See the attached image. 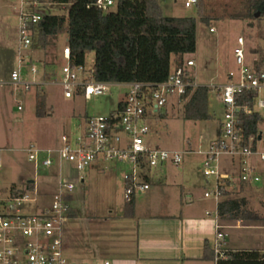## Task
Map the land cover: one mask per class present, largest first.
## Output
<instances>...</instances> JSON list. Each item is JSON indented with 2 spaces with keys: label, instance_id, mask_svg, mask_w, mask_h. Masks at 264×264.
Listing matches in <instances>:
<instances>
[{
  "label": "rangeland",
  "instance_id": "obj_1",
  "mask_svg": "<svg viewBox=\"0 0 264 264\" xmlns=\"http://www.w3.org/2000/svg\"><path fill=\"white\" fill-rule=\"evenodd\" d=\"M1 1V0H0ZM13 6L19 4V0H7ZM187 0H158L163 13L167 17H197V6H185ZM217 1V0H213ZM47 7H33L32 1H27L23 5L25 13H40L65 15L70 3L66 6L62 4H49ZM16 4V5H15ZM12 7L5 8V14L13 12ZM110 12L109 10H105ZM17 13V12H16ZM14 27L13 20H7V34ZM246 39V49L248 53L253 50H260L264 53V20L261 26L237 20L214 21L210 25L198 23L197 25V49L194 54L184 56V62L193 60L194 66L188 68L194 78L195 85L210 87L208 99V113L210 118L206 121L183 120L179 114L178 106H175V99L171 100L167 108L160 112V115L150 117L147 121L149 133L147 140L152 147H159L163 150L174 151L181 154L182 163L174 165L167 162L163 166L147 169L153 181L157 176L164 175L168 183L176 182L177 186L185 189L186 193H193V201L197 202L199 211L204 213L203 201H208V212H211L212 219L216 224V205L220 198L211 196L205 197L206 192L216 190V177H205L203 165L206 159L205 153L209 149L210 140L217 139L220 132V118L223 115V105L220 100L219 89L229 80V73L236 72L237 66L234 61L233 50L238 37ZM67 44V34L63 30L57 37L55 45L44 51L39 48L36 42H32L27 49L21 51V56H15L11 52H6L3 60V86L0 88V196H7L12 183H17L19 190H25V182H19L21 176L25 178L34 177V163L29 162L25 150L34 145L41 149H56L60 146L63 135L68 136L73 143L74 140L83 134L87 117L107 116L116 111L118 102L124 97L127 87H110L105 95L93 97L85 100L79 97L76 100H66L61 86L46 88L35 85L41 81L42 75L47 70L44 60H52L53 65L48 70L55 74L61 73L63 65L66 63L62 59V53ZM22 63L19 65V61ZM95 59L94 52H88L85 60V70L90 71ZM174 61L172 70L175 69ZM20 69L21 82L19 86L13 84L11 79L12 70ZM35 69V73L32 72ZM37 79V80H36ZM32 83L27 86L26 84ZM47 92V115L44 118H37L36 93L42 92V88ZM173 104V105H172ZM264 118V111H259ZM264 125H261L263 128ZM121 137L125 134L119 132ZM228 157L220 158V173L234 172L237 168L228 169L226 163ZM130 165L107 161H97L92 168L83 172H78L74 166L61 161L51 167H37L40 176L36 177V190L30 193V197L36 198L38 203L49 204V195L55 191V187L49 178L44 175L59 171L61 177L75 184L74 198L72 206L79 210L82 215L89 218L97 217V213L106 214L109 210L122 212L126 208L125 198V174L130 170ZM258 173L261 175L259 187H244L239 194L233 195L234 198L245 197L248 207L258 221L244 222L233 221L228 224L241 225H264V163L258 164ZM84 177L85 182H82ZM140 181H143L140 179ZM158 184H152L156 188ZM240 187L236 188L239 191ZM49 194L46 197L42 193ZM146 194V193H145ZM144 194V195H145ZM143 194L137 193L135 199H139ZM189 202V201H188ZM37 203V204H38ZM201 207V208H200ZM205 211V212H206ZM68 220L65 222V226ZM73 222H70L71 225ZM77 223L79 225H77ZM223 225L226 222H221ZM78 228L80 237L83 233L87 236L95 237L94 230L86 229L83 221L74 222ZM64 226V228H65ZM230 226V225H229ZM91 228L95 225L91 224ZM261 234V235H260ZM229 240L234 247L245 249H256L257 245L262 244L264 252V229H232L229 231ZM86 236V237H87ZM97 237V236H96ZM64 238V233H63ZM228 240V241H229ZM216 242V230L210 244L212 249ZM64 244V240H63ZM69 246H63L65 256H68ZM257 250V249H256ZM78 264L88 262L92 264L86 254L74 258Z\"/></svg>",
  "mask_w": 264,
  "mask_h": 264
},
{
  "label": "built area",
  "instance_id": "obj_2",
  "mask_svg": "<svg viewBox=\"0 0 264 264\" xmlns=\"http://www.w3.org/2000/svg\"><path fill=\"white\" fill-rule=\"evenodd\" d=\"M29 1V0H22ZM123 0H91V5L104 10H113ZM198 0H187L186 7L196 5ZM47 1H32L33 7L48 6ZM44 14L20 11L19 56L31 43L30 25H36ZM63 56L67 63L62 67L61 86L66 98L82 93L86 99L105 95L106 83L93 80L91 72L85 67L72 68L70 49L65 47ZM236 72L229 73L228 82L222 86L220 100L223 115L220 119V132L217 139L209 144L203 165L205 177H216V190L206 192L205 197L215 196L221 199L222 186L232 183L252 186L261 182L258 164L264 163V118L259 111H264V66L260 58L246 49V39L237 38L233 50ZM22 59L19 61V65ZM194 66L193 60L186 62V67ZM186 67L176 68L166 82L160 84L129 83L120 112L110 116L89 117L83 134L74 142L63 135L60 146L56 149H41L30 145L27 149L28 160L36 167H51L61 161L71 163L78 172L86 171L92 163L101 159L130 165L125 174V198L129 201L133 195L147 192L151 185L145 180L147 169L158 168L167 162L174 165L182 163L181 154L174 151L150 146L147 140L149 126L147 119L164 110L173 97L186 94L190 83L183 79ZM35 73V69H32ZM12 82L21 83L20 69L11 74ZM259 113L262 123L256 134L245 135L242 116ZM119 132L125 134L121 137ZM226 156L228 169L234 172L220 173V158ZM142 179L143 181H140ZM36 182L27 184L18 194L0 196V264H72L63 252L64 224L72 211L71 195L75 184L61 176L57 189L51 195L48 205L41 206L30 193L37 194ZM219 199V200H220ZM218 200V202H219ZM217 202V204H218ZM38 203V204H37ZM217 207V205H216ZM212 216L211 212H206ZM226 225L218 219L216 210L215 260L227 258ZM109 264V263H105Z\"/></svg>",
  "mask_w": 264,
  "mask_h": 264
},
{
  "label": "trees",
  "instance_id": "obj_3",
  "mask_svg": "<svg viewBox=\"0 0 264 264\" xmlns=\"http://www.w3.org/2000/svg\"><path fill=\"white\" fill-rule=\"evenodd\" d=\"M46 1L49 4L70 5L65 15L44 14L38 24L30 25L32 42L46 51L55 45L58 35L65 30L71 67H85L86 54L94 52L95 59L90 70L92 78L106 84L138 82L156 85L166 82L173 72V61L175 69L186 67L184 56L196 52L199 22L210 25L214 21L237 20L253 23L259 28L264 20V0H198L196 18L167 17L158 0H123L110 12L91 5V0ZM258 11L261 14L256 18ZM252 53L260 58L264 66L263 51L253 50ZM51 65L53 61L47 63L46 67ZM183 79L191 84L186 94L171 98L175 99L173 104L178 106L180 116L183 120L194 122L208 120L210 87L195 86L187 67ZM123 106V101L118 104V112ZM46 108L45 96L39 94L37 117H44ZM242 123L248 136L258 133L262 118L254 112L242 116ZM257 186L259 184L250 187ZM238 187L240 190L236 191L230 182L222 186L223 193L216 207L218 219L226 223L258 221L245 197H233L246 186ZM18 191L15 184L9 188L11 194H18ZM134 197L126 201V216L133 214ZM226 254L227 258L215 260L214 249L206 246L204 258L214 260L215 264H264V252L258 249L226 248Z\"/></svg>",
  "mask_w": 264,
  "mask_h": 264
},
{
  "label": "crops",
  "instance_id": "obj_4",
  "mask_svg": "<svg viewBox=\"0 0 264 264\" xmlns=\"http://www.w3.org/2000/svg\"><path fill=\"white\" fill-rule=\"evenodd\" d=\"M25 2L19 0V4L12 7L13 3L11 1H0V88L4 84L3 60L6 52H11L16 57L19 56L20 11ZM7 7H9V9L12 7L14 13L6 15L4 10ZM11 19L14 22V27L10 30V33L7 34V20L9 21ZM62 59L67 63L63 53ZM51 61L52 60H44L43 63L46 65ZM46 68L47 70L42 75L41 81L36 82L35 85L46 88H51L55 85L61 86L63 78L62 73L59 72L53 76V73L48 70V67ZM13 71L15 70L13 69L12 72ZM20 84H22V82ZM20 84L14 85L19 86ZM29 84L31 85L32 83L29 82L26 85L29 86ZM109 86L127 87L126 84H109ZM127 91L128 90L124 92V97L118 104L124 100ZM39 94L44 95L47 102V92L42 88V92L36 93V104ZM79 97L89 100L86 99L82 93H76L72 98H66L64 96L66 100H76ZM117 112L118 106L116 111L107 116L116 114ZM46 116H48L47 111L44 117ZM213 140H210V142ZM99 160L101 159L97 161ZM97 161L92 163L89 168H92ZM101 161L106 162L103 160ZM33 167L34 177L26 179L25 176H21L19 182H25V185H32L36 182V177L40 176V173L35 164ZM60 176L61 173L59 171L57 174L50 173L44 175L43 178H49L56 191ZM82 178V182H85L84 177ZM145 180L151 185V188L145 192L146 194L142 193L143 196L139 199H135L134 197L132 216L125 215V208V210L120 213L109 210L106 214L97 213V217L89 218L88 216L82 215L79 210L72 206V211L67 219L68 223L66 226L64 224L63 238V246L67 247L68 244V250L69 253H71V255L68 254V256H65L70 263L78 264L74 258H79L81 254H86L88 259L92 261V264H215L214 260L204 258L205 247H212L210 242L213 239L215 230V223L210 219L212 216L206 215V212H208L206 210L210 203H208V201H203L204 213H202L199 211L197 202L193 201L194 194L191 192L186 193L185 189L181 186L176 187V182L175 184L168 183L163 174L157 176L156 181H153L147 173ZM154 183L158 184V187H152ZM12 184H15L19 189L17 183ZM52 194L49 195L43 192L41 195H43V197L48 195L51 197ZM70 198L73 203L74 193ZM40 205L45 206L48 204L40 203ZM80 221L84 222L86 229H90L91 231L94 230L95 233L93 234L95 237L92 238L91 233L89 236H87V233H83V238L80 237L77 231L78 228L75 226L76 224H74V222ZM70 222L73 223L69 225ZM91 224H94L95 227L91 228ZM77 225L79 224L77 223ZM224 225L227 226L225 231L228 235L226 238V247L232 250L245 248L234 247L232 245V242L229 240L230 230L247 228L261 231L264 229V225L255 226L248 224L242 227L241 225L236 226L228 223ZM261 245L262 244L257 245L258 248L256 249H262ZM81 264L89 263L84 261Z\"/></svg>",
  "mask_w": 264,
  "mask_h": 264
},
{
  "label": "water",
  "instance_id": "obj_5",
  "mask_svg": "<svg viewBox=\"0 0 264 264\" xmlns=\"http://www.w3.org/2000/svg\"><path fill=\"white\" fill-rule=\"evenodd\" d=\"M260 14H261V12L258 11V12L255 14V17H256V18H259V17H260ZM73 264H76V263H73Z\"/></svg>",
  "mask_w": 264,
  "mask_h": 264
}]
</instances>
